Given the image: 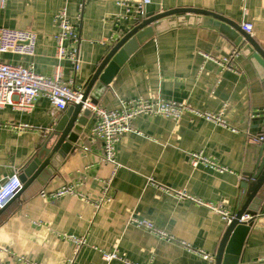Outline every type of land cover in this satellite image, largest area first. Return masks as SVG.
Instances as JSON below:
<instances>
[{
  "label": "crops",
  "instance_id": "1",
  "mask_svg": "<svg viewBox=\"0 0 264 264\" xmlns=\"http://www.w3.org/2000/svg\"><path fill=\"white\" fill-rule=\"evenodd\" d=\"M120 1L5 0L0 26L29 29L37 38L33 56L7 52L2 59L52 75L58 64L54 15L65 6L79 35V60L77 69L67 59L59 62L62 79L83 88L110 46L140 17L133 8L126 11ZM177 7L213 11L239 26L250 21V34L264 50V0H150L145 13ZM66 46L72 44L67 41ZM240 48L213 27L173 26L162 19L154 36L138 45L99 93L98 103L112 110L129 98H164L212 112L226 104L225 115L235 130L189 113H183L178 122L165 116H136L133 130L116 144L115 158L121 166L112 180L111 198L98 205L102 184L113 169L102 159V142L90 141V121L83 130L86 138L62 160L42 189L13 198L0 213V264H24V260L66 264L69 258L73 264H214L226 222L205 205L179 199L173 191L183 189L231 212L245 201V197L240 200L241 182L245 173L255 170L264 141L260 139L264 128L258 126L262 121L254 119V112L264 109V69ZM235 49L239 53L230 62L233 68L222 67L218 61ZM34 103L29 112L0 108V183L22 173L44 134L71 106L57 110L45 95ZM198 151L226 170L202 164L192 167L188 153ZM148 177L162 188L148 182ZM64 184L75 187L77 195H47ZM257 198L258 210L237 264H264V185ZM132 216L152 221L172 239L131 225ZM69 235L82 236L85 243L75 249ZM184 242L212 257L204 259L188 251ZM107 253L117 256L107 261L103 255Z\"/></svg>",
  "mask_w": 264,
  "mask_h": 264
},
{
  "label": "built area",
  "instance_id": "2",
  "mask_svg": "<svg viewBox=\"0 0 264 264\" xmlns=\"http://www.w3.org/2000/svg\"><path fill=\"white\" fill-rule=\"evenodd\" d=\"M149 2L150 0H140L136 3H132L130 0H122L119 4L124 6L126 11L133 8L135 13L142 17L145 13V5ZM4 4L5 0H0V8L3 7ZM243 11H245V9ZM54 17L58 28L55 36V56L58 60V64L54 66L55 69L50 76L36 73L31 65L24 67L22 65L5 62L2 59V55L7 52L23 56H33L35 54L34 50L37 35L29 29L22 30L0 26V108L11 106L13 109L29 112L33 109L36 98L41 95H45L57 110H63L69 105L82 103V109H88L91 113L90 121L92 122V126L89 133L90 141L94 142L95 140H100L102 142V159L104 162L112 165L113 169L111 176L102 184L103 192L97 203L98 205L111 198L110 191L112 188V180L118 168L121 166L115 158L116 144L125 133L133 130L132 121L136 116H165L174 122H178L183 113H189L192 116L201 117L214 125H219L230 129L231 131L235 130L233 126H230L225 115L226 104L212 112L201 110L199 108L196 109L184 101L178 102L164 98L143 99L137 97L129 98L128 100H121L118 108L109 110L99 103H93L89 97L82 100L84 89L80 86H75L72 81H64L62 79L63 68L59 63L61 60L67 59L73 64L75 69L78 68L79 59L77 42L79 41V35L73 30L65 6L60 8ZM240 28L248 33L253 31L252 23L250 21L242 22ZM67 41L72 44L70 48L66 46ZM238 53L239 50L235 49L230 56L223 58L222 61L218 62L221 63L222 67L230 70L233 68L230 62ZM27 126L28 124L16 125L15 127L17 129H22ZM260 139L263 140L264 136L261 135ZM188 162L192 167H197L199 164H202L219 171L226 170L225 167L215 163L202 151L188 153ZM147 181L162 188V185L155 183L152 177H148ZM21 187L22 183L17 173H14L11 177L3 180L0 183V208L5 207ZM173 193L179 199L185 198L194 201L199 205H205L213 212L218 213L226 224H229L234 218L233 212L228 211L221 205L214 206L210 203L198 200L189 195L183 189L174 190ZM66 194L77 195L76 188L64 184L47 195L52 198H58L63 197V195ZM240 217V222L245 223L253 219V215L251 216L249 214H243ZM128 220L131 225L133 224L138 228L151 232L162 239H172V236L157 228L150 220L148 221L136 216H132ZM67 238L75 244V249H78L83 243H85V238L82 236L75 237L69 235ZM183 245L188 251L196 252L204 259L212 257L207 252L193 249L188 243L184 242ZM103 255L107 261L116 258L117 256L115 253H107ZM73 263L74 259L69 258L66 264ZM24 264L39 263L24 260Z\"/></svg>",
  "mask_w": 264,
  "mask_h": 264
},
{
  "label": "water",
  "instance_id": "3",
  "mask_svg": "<svg viewBox=\"0 0 264 264\" xmlns=\"http://www.w3.org/2000/svg\"><path fill=\"white\" fill-rule=\"evenodd\" d=\"M162 19H167L173 26L202 23L205 26L218 29L228 39H231L235 46H241L240 52L243 55L251 56L264 69L262 47L250 33L244 32L237 23L218 13L195 7H177L160 13L146 12L134 24L127 27L122 36L116 39L97 65L94 73L83 83L82 100L89 97L93 103H98L99 93L107 88L112 77L118 72L127 57L137 50L138 45L144 39L154 36ZM254 114L257 115L254 117L255 120L262 121L258 126L264 128V109L254 112ZM90 116L91 113L88 109H82V103L71 105L61 115L57 124L44 134V141L35 156L18 175L22 187L13 198L20 195L25 196L29 191L36 193L42 189L45 183L56 174L62 160L71 155L81 141L86 138L83 130L88 126L91 120ZM255 165L253 172L244 174L241 182L240 200L243 201L245 197V201L234 210V218L226 225L216 250L214 264H237L240 259L243 244L253 223V219L247 223L240 222V216L243 214L252 216L258 210L257 203L260 199L257 198V194L264 185V141L260 144V152ZM6 207L7 205L0 208V213Z\"/></svg>",
  "mask_w": 264,
  "mask_h": 264
}]
</instances>
